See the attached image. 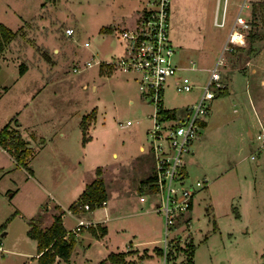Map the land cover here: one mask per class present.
<instances>
[{"label":"rangeland","instance_id":"374dc122","mask_svg":"<svg viewBox=\"0 0 264 264\" xmlns=\"http://www.w3.org/2000/svg\"><path fill=\"white\" fill-rule=\"evenodd\" d=\"M126 1L138 0H0V22L18 31L10 43L14 51L1 61L0 85L11 84L21 63L28 66L23 79L12 87L9 85L0 99V107L14 106L11 125L22 121L18 129L32 140L29 145L32 153L25 166L7 158L0 167V264H37V243L27 234L29 222L41 225V214L53 203L54 182L74 181L62 163L51 157V148L53 144H66V140L74 144L81 136L80 115L85 110L94 107L96 110L95 117L88 118L86 153L91 160L109 165L113 196L119 184L115 177L118 164L125 165L135 157L152 164L147 152V128L152 122L149 114L153 106L140 95L134 73L114 71L107 76L99 73V66L103 72L112 71L99 63L73 70L74 66L85 65L86 60H103L90 55L95 46L101 45V49L108 46V42L101 41L97 28L110 14L122 10L119 4ZM242 1L228 0L225 26L214 24L217 0H180L179 11L188 17L204 14L200 32L205 34V48L218 49ZM246 1L250 2L249 14L247 8L241 14L249 23L247 33L256 31L263 35L259 16L251 13L252 3L260 0ZM174 8L171 0L173 12ZM221 11L222 2L220 14ZM66 27H73L74 32L67 34ZM192 35L185 37L192 42ZM110 39L114 48L117 38L113 34ZM232 46L224 54L226 64L228 61L230 65L227 71L226 64L220 66L223 81L232 78L229 93L222 91V95L213 99L210 114L186 156L190 178L207 179L193 201V255L177 249L168 264H264V144L256 138L264 131V53L256 65L249 66L248 72L245 65L248 59L245 55L251 56L255 47L264 48V38L251 41L246 37L245 45ZM208 73L180 71L194 84L202 83ZM179 78L178 70L176 76L167 79L164 89V105L176 110L193 101L198 92L196 87L191 91L177 90ZM128 120L131 124L126 123ZM61 131H66L64 139L59 135ZM139 143L146 148L144 154L138 150ZM113 151L118 157L112 156ZM147 196L152 203L151 195ZM99 213H103V206L88 215ZM67 215V224H74L71 214ZM149 216L147 228L134 232L135 238L121 230L115 232L114 228L111 232L114 245L105 243V238L82 233L70 260L61 264H95L106 257L107 244L109 248L124 249L129 235L133 242L156 241L137 246L147 249L129 250L127 261L162 264L163 258L152 246H161L163 218L155 212ZM104 264L114 263L107 260Z\"/></svg>","mask_w":264,"mask_h":264},{"label":"built area","instance_id":"2783aa9c","mask_svg":"<svg viewBox=\"0 0 264 264\" xmlns=\"http://www.w3.org/2000/svg\"><path fill=\"white\" fill-rule=\"evenodd\" d=\"M222 2V11L219 8ZM228 0H217L214 24L225 26ZM247 1L243 0L235 15L222 50L209 69L205 80L194 84L190 77L183 75L175 84L177 90L191 91L198 88L193 101L182 106L181 110L168 108L164 105V89L167 79L178 72L175 62V46L170 38L171 0H143L141 9L137 12L134 24L129 26H113V33L123 47L120 55L109 60H86L81 67L74 66L78 71L94 63L107 66L108 71L121 70L134 73L138 90L144 100L153 106L149 114L152 122L147 128L148 149L152 158L151 180L148 182V194L151 195L152 210L163 218V233L161 239L162 264H168L172 252L179 249L188 253L193 241L192 207L196 193L206 186L207 179H191L186 168V156L191 152L194 140L200 134L213 99L224 90L222 70L226 64L224 54L233 49L232 45H245L249 23L241 14ZM65 32L71 35L73 27H66ZM89 43L86 41L85 45ZM127 124H131L128 120ZM263 141L264 131L256 135ZM146 152V148H142ZM253 157V156H252ZM153 198V200H152ZM146 199L142 195L141 200ZM106 200L100 203L105 207ZM99 206V207H100ZM90 210L88 203L77 207ZM65 212L73 214L67 208ZM97 223L78 219L70 229L75 234Z\"/></svg>","mask_w":264,"mask_h":264},{"label":"crops","instance_id":"0c3cea01","mask_svg":"<svg viewBox=\"0 0 264 264\" xmlns=\"http://www.w3.org/2000/svg\"><path fill=\"white\" fill-rule=\"evenodd\" d=\"M173 1L175 8H174V12L171 9V15L173 14L172 16L173 18L170 17V23H171L170 38L175 46L174 58L179 68L178 69L179 76L181 77L185 75V74H180V71H184V70H200V71L208 72L209 69L215 64L220 54V51L222 50V47L225 43L228 33L226 35L225 40L223 42H220L219 44L220 46L218 47V49H214V47H210L209 49H206L205 34L200 32V30H202L204 26L203 23L204 14L200 15V13H196L194 17H188L183 11L181 13L179 11L180 0H173ZM249 3L250 2L247 1V6L244 7L247 8L248 14H249V10H248ZM142 5H143V0H138L136 3L135 2L132 3V1L121 2L119 6L122 7V10L110 14L107 20L100 27L97 28L98 36L102 37L101 41H103V43L108 42V46L104 49L100 48L101 45L95 46V48L91 50L90 55L92 57H96V56L100 57V59H103L101 61L109 60L112 57L120 55L123 51V47L120 44L119 39L115 36L117 38V43L114 46V48L110 44L111 42L110 38L114 34L112 27L115 25L129 26L134 24L137 12L139 11V9H141ZM199 5L202 6V2ZM191 33H193L192 36L194 38L192 42H190L187 39V38H191V36L190 37L188 36V34ZM185 35L187 36V38L185 37ZM10 43L6 46L0 57V74L2 72L1 61L7 58L8 54L11 51H14L13 49H11ZM263 49L264 48H261V46L260 48L255 47L251 56L245 55L248 58L245 60L247 72L249 66H252L253 64L255 65L257 64L262 52L264 53ZM18 56L19 55L17 54L16 55L17 64L20 61V60L18 61L19 59ZM225 66H226L225 70L227 71L228 66H230L228 61ZM106 70L108 71L107 67ZM253 70L254 69L252 67L251 71ZM27 71H28V66L22 74H20L19 71L17 72V75L10 80L11 84L3 83L0 85V99L6 93V91H8L10 86L12 87L13 85L19 83V81L23 79ZM115 71L119 72L121 70H115ZM99 73H104L107 76H112L114 74V71L110 73H106L103 72L102 68L99 66ZM230 79L232 81V78H225V81H223L224 83L223 92L226 91V93H229ZM131 101H133V99H131ZM2 108L3 107H0V130L6 124H9L11 127L13 128L15 127V129L19 132V134L22 135V137L29 142V145H31L32 140L28 139V136H26V134H24L23 132L20 131V129H18V127L22 125L23 122L22 121L18 123L15 122L14 126L11 125V121L13 117L10 115V113L11 111H13V109H15L14 106L10 105V107L8 108H4V109ZM92 109L85 110L84 112H82L80 115L81 118L83 115H87ZM80 122H79V126H80ZM260 125H262V123H260ZM80 130H81V136H79L80 139L76 138L74 144L72 145L68 144L67 140L65 139L66 144L59 146L53 144V147L51 148V157L53 159H57L59 163H62L63 167L66 168L68 175L74 177L73 178L74 181L72 183H60V181L54 182L53 188H55L56 192H54L55 194H52L53 203L48 204V208L46 209V211H44L41 214L40 226L41 227L49 226L53 221L55 213L59 212L60 210H66L69 207V205L79 197V195L84 190L86 185L96 177L95 170L97 167H100L102 170L101 176L105 181L107 194H108V197L106 199V205L105 207H103V213H99L97 216H92V217L91 215L89 216L88 214L93 213L95 209L86 212L73 213L70 215L72 216L70 218L71 220H74V224L68 225L66 221L67 218H69L67 215L68 212H65V214L63 215L64 226L67 230H70L75 225L78 219H84L95 222L100 227L106 228V233L101 237L105 238L106 240L105 243L109 242L112 245H114L113 244L114 241L112 240L111 232L114 228H115V232L121 230L128 234H131V236L135 238L136 236L134 232L137 231L141 232L144 228H147L146 224L148 223V221H150L149 215L154 212L152 210L151 202L149 203L147 198L148 197L147 185L151 179L152 164L147 165L145 163H142L141 160L137 159V157L132 158V160L125 165L118 164L117 165L118 169L116 171L115 177L118 180L119 184L117 185L118 190L113 196L110 192V184H109V181H111L113 178L108 179L109 165L102 164L100 162L88 158L86 153V148H87L86 143L88 140L86 142H83L81 127ZM249 133L250 135H252L251 131H249ZM65 134L66 131H61L59 135L63 138ZM143 147L145 146L139 143L138 150L144 154L142 150ZM112 156L118 157V153L116 151H113ZM7 158H11L14 160L13 156L8 152V150L0 145V167H3L2 161ZM110 172L112 173L113 171ZM124 179H132V180L130 182L125 183ZM132 190L137 191V193L133 195ZM142 195L146 196V199L141 200ZM193 213H194V204L191 212L192 217H193ZM130 226L136 228V230L133 228L132 230H129ZM85 232L95 237L89 231V229L85 228L80 233H78L77 244L78 242H80L82 233ZM127 237L128 238L126 240L124 249H120V250L118 248L115 249L113 248V246L112 248H109V244H107L106 257L111 252L138 250L140 249L139 247H137L138 245L142 243H148L154 240L156 241V239H151V240L149 239V240L133 242L132 239L130 238V235ZM154 247L156 248L160 246L153 245L152 248ZM147 248H148L147 246H144L141 249H147ZM35 257H37V252ZM106 257H104L103 259H105ZM62 261L64 260L57 258L55 263L53 264H61ZM99 262H96L95 264H98Z\"/></svg>","mask_w":264,"mask_h":264},{"label":"trees","instance_id":"16d2710c","mask_svg":"<svg viewBox=\"0 0 264 264\" xmlns=\"http://www.w3.org/2000/svg\"><path fill=\"white\" fill-rule=\"evenodd\" d=\"M251 13L253 16H259L261 25L264 28V0L253 2ZM17 32L18 31H14L0 22V57L6 46L16 37ZM246 36L250 38L251 41L264 38V34L259 35L256 31L248 32ZM26 68L27 66L21 63L19 69L20 74H22ZM224 94H226V91H224ZM95 113L96 110L93 108L89 115H83L81 118L80 127L82 129L83 142L89 140L88 118L93 119ZM0 145L6 148L13 156L16 164L21 166L26 165V160L32 153L29 142L20 136L15 127L13 128L9 124H6L0 130ZM101 174V168L97 167L96 177L86 185L79 197L69 205L68 208L72 209L74 213L91 211L99 207L103 200L107 199V188ZM84 203L90 205V210H81L77 208L78 205ZM64 214L65 210H60L55 213L52 223L47 227H41L32 221L29 222L27 234L37 243V264H53L57 258L68 261L74 252L78 234L65 228L63 223ZM87 229H89L95 237H101L106 233V228L100 227L98 224H96V226H90ZM192 245L193 244L190 245L189 249H186L190 254L193 252ZM155 250L157 254L161 255L162 252L160 247H156ZM128 253L129 251L111 252L98 264H104L107 260L114 264H138L134 259H129L127 261L126 256Z\"/></svg>","mask_w":264,"mask_h":264}]
</instances>
